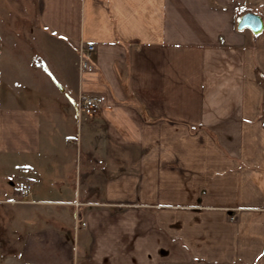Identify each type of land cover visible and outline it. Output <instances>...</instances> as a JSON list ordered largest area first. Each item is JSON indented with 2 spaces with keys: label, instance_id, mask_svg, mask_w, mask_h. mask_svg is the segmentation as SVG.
I'll return each mask as SVG.
<instances>
[{
  "label": "crops",
  "instance_id": "0c3cea01",
  "mask_svg": "<svg viewBox=\"0 0 264 264\" xmlns=\"http://www.w3.org/2000/svg\"><path fill=\"white\" fill-rule=\"evenodd\" d=\"M29 1L59 84L1 33L0 264H264V0Z\"/></svg>",
  "mask_w": 264,
  "mask_h": 264
},
{
  "label": "rangeland",
  "instance_id": "374dc122",
  "mask_svg": "<svg viewBox=\"0 0 264 264\" xmlns=\"http://www.w3.org/2000/svg\"><path fill=\"white\" fill-rule=\"evenodd\" d=\"M33 5L34 4L29 0H0V36L2 33L3 37L13 44L12 52L14 59L26 60L27 58H32L33 61L36 62L34 69L37 72H35V77L33 78L37 80L34 82H38L39 84L35 93L38 92V97H41L44 91V84L45 87L47 84L46 79H50L52 84L56 86L59 82L54 75L55 73L52 65L48 61L50 56L48 48L44 47V49H42L44 38L33 28L35 24ZM27 87H30L29 84ZM34 88L32 87L33 90ZM32 89L30 90L33 91ZM47 95L48 97H45L47 102L49 101L55 106H59L57 97L50 96L48 92ZM42 108H44V106H42ZM74 128L75 130L71 131L70 136L74 137L75 140V135H77L76 132L80 130L82 132L83 128L79 126L80 129L78 128V130H76V124H74ZM67 144L66 153L69 155L70 161H67L66 169L74 171L79 165L80 151L75 144L71 143L70 146L69 143ZM19 171V169H14L12 172L17 175ZM6 183L11 185L8 179H6Z\"/></svg>",
  "mask_w": 264,
  "mask_h": 264
},
{
  "label": "built area",
  "instance_id": "2783aa9c",
  "mask_svg": "<svg viewBox=\"0 0 264 264\" xmlns=\"http://www.w3.org/2000/svg\"><path fill=\"white\" fill-rule=\"evenodd\" d=\"M95 47L93 44H86L85 46L80 47L78 53V59L76 61V65L80 71L86 70L91 66V57L92 52L94 51ZM78 110L82 111L86 115H91L99 108L100 103L96 97L90 94H80L78 97ZM74 137H69V141L75 142L79 144V134L75 135ZM17 189L19 191L20 196L25 197L29 194L31 189V183L27 181H19L17 184ZM10 202H17L22 201L21 199H12L9 200Z\"/></svg>",
  "mask_w": 264,
  "mask_h": 264
},
{
  "label": "water",
  "instance_id": "95a60500",
  "mask_svg": "<svg viewBox=\"0 0 264 264\" xmlns=\"http://www.w3.org/2000/svg\"><path fill=\"white\" fill-rule=\"evenodd\" d=\"M263 26L262 18L257 13L252 11H247L243 13L237 22V28L242 29L244 27H249L254 33L261 31Z\"/></svg>",
  "mask_w": 264,
  "mask_h": 264
}]
</instances>
